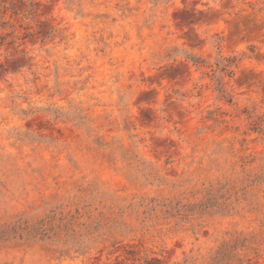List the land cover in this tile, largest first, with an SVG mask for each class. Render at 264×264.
I'll return each mask as SVG.
<instances>
[{
	"label": "rangeland",
	"instance_id": "obj_1",
	"mask_svg": "<svg viewBox=\"0 0 264 264\" xmlns=\"http://www.w3.org/2000/svg\"><path fill=\"white\" fill-rule=\"evenodd\" d=\"M0 264H264V0H0Z\"/></svg>",
	"mask_w": 264,
	"mask_h": 264
}]
</instances>
